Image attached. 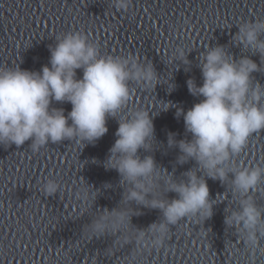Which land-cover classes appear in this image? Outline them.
<instances>
[{
    "label": "water",
    "instance_id": "1",
    "mask_svg": "<svg viewBox=\"0 0 264 264\" xmlns=\"http://www.w3.org/2000/svg\"><path fill=\"white\" fill-rule=\"evenodd\" d=\"M256 18H264V0H130L127 9L118 8L116 0H0V70L19 66L39 72L49 63L57 36L73 32L95 43L101 55L153 65L155 80L129 82V98L117 119L149 112L153 150L138 154L153 156L161 179L146 199L171 200L176 193L166 192L163 181L169 176L186 181L183 174L196 167L191 159L177 162L179 149L167 143L170 132L177 140L191 138L183 116L175 115L177 108L186 110L202 99L189 93L187 80L202 83L203 54L218 44L234 59L248 55L261 64L259 54L234 41L238 26ZM180 52L189 62H181ZM76 73L82 76V70ZM252 76L264 85V69ZM53 106L65 115L71 110L68 102ZM117 119H107V132L93 144L71 139L35 152L30 141L0 146V264H264V236L252 246L240 226L225 223L242 199L232 192L230 178L221 182L205 175L212 215L180 219L155 246L158 234L149 228L163 221L162 211L126 199L129 186L104 166ZM230 166L264 167V129L249 136ZM48 181L58 185L56 193L44 191ZM248 195L264 218V180ZM113 208L127 213L123 223L112 218L115 232L90 237L82 231L93 216Z\"/></svg>",
    "mask_w": 264,
    "mask_h": 264
},
{
    "label": "clouds",
    "instance_id": "2",
    "mask_svg": "<svg viewBox=\"0 0 264 264\" xmlns=\"http://www.w3.org/2000/svg\"><path fill=\"white\" fill-rule=\"evenodd\" d=\"M129 2L116 0V6L127 9ZM234 41L259 54L262 63L258 65L248 55L234 59L219 44L205 50L199 65L202 83L187 80L189 93L202 99L186 110L177 108L175 113L183 116L185 131L191 138L177 140L174 133L168 134V146L179 149L177 162L191 159L196 163L183 174L186 181L172 176L163 181L166 192L176 193L171 200L155 196L146 199L161 179L153 156L141 158L138 154L140 149L153 150L154 125L149 112L137 110L117 119L129 98V82L155 80L153 65L101 55L99 47L80 33L57 36L55 45L49 46V63L39 72L19 66L0 70V146H21L30 141L35 152L49 143L71 139L93 144L107 132V119L116 118V139L104 166L115 169L129 186L126 199L162 211L163 221L149 228L158 234L155 246L162 244L166 227L180 219L212 215L213 202L205 175L221 182L230 178L232 192L242 199L239 209L232 211L225 223L240 226L245 241L255 246L258 237L264 236V218L248 194L264 180V167L237 169L230 166V161L241 152L250 135L264 129V85L252 76L264 69V18L241 23ZM180 57L182 63L189 62L183 52ZM77 69L82 70L79 78ZM53 102H68L71 110L65 115V110L53 106ZM198 171L202 175L198 176ZM57 190L53 181L44 185L48 194ZM126 216V211L113 208L93 216L82 231L90 237L104 236L118 229L110 224L112 218L123 223ZM143 234L140 232L141 237Z\"/></svg>",
    "mask_w": 264,
    "mask_h": 264
}]
</instances>
